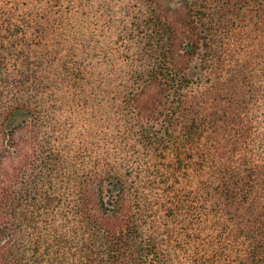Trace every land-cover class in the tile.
I'll return each instance as SVG.
<instances>
[{"label":"trees","instance_id":"trees-1","mask_svg":"<svg viewBox=\"0 0 264 264\" xmlns=\"http://www.w3.org/2000/svg\"><path fill=\"white\" fill-rule=\"evenodd\" d=\"M0 264H264V0H0Z\"/></svg>","mask_w":264,"mask_h":264},{"label":"rangeland","instance_id":"rangeland-1","mask_svg":"<svg viewBox=\"0 0 264 264\" xmlns=\"http://www.w3.org/2000/svg\"><path fill=\"white\" fill-rule=\"evenodd\" d=\"M91 17V20L89 21V23L91 24V30H95L94 28V24L96 23V22H98V19H96L95 17L96 16H90Z\"/></svg>","mask_w":264,"mask_h":264}]
</instances>
